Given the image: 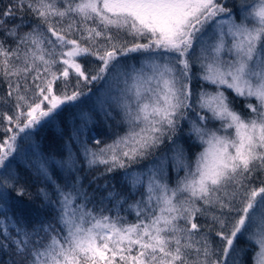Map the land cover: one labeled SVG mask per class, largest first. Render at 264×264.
<instances>
[{"label":"snow or ice","instance_id":"obj_1","mask_svg":"<svg viewBox=\"0 0 264 264\" xmlns=\"http://www.w3.org/2000/svg\"><path fill=\"white\" fill-rule=\"evenodd\" d=\"M0 75V264H264V0H0Z\"/></svg>","mask_w":264,"mask_h":264},{"label":"trees","instance_id":"obj_2","mask_svg":"<svg viewBox=\"0 0 264 264\" xmlns=\"http://www.w3.org/2000/svg\"><path fill=\"white\" fill-rule=\"evenodd\" d=\"M4 4L8 3V0H3ZM232 3H239V0H229V5L231 6ZM29 16H25V19H29ZM6 84L4 82L3 76L0 75V94L4 92L6 89ZM236 107L238 110H241L243 105L241 102H238L236 104ZM247 115V113H244ZM59 129L58 128H53V127H46L42 128L38 131H36V134L34 136V141L38 142L41 146V148L45 151L46 154L58 152L60 149V145L62 144V141L59 139L57 133ZM116 132H121L122 134V129L113 126V128L109 129L102 124H97L95 128H93L90 133V145L93 147H96L95 145V139H99L102 142L105 143H111V141L115 138V133ZM18 165H21V173L22 175L24 174V169H23V164L25 161L18 159L16 162ZM16 165H14L15 167ZM102 170V167L101 169ZM117 176H119V173H117ZM24 204L20 205L21 207H27L30 210V214L32 217H35L37 215V212L41 208V201L40 199L36 196V189L32 188L31 189V195H25L23 198ZM15 202V201H13ZM121 215L126 217V220L128 222H134L136 217L134 212H122ZM241 246H243V242H241Z\"/></svg>","mask_w":264,"mask_h":264}]
</instances>
